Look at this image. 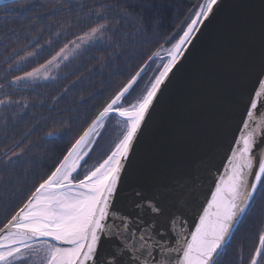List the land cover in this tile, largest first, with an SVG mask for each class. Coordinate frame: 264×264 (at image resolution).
Returning <instances> with one entry per match:
<instances>
[{
    "label": "water",
    "instance_id": "95a60500",
    "mask_svg": "<svg viewBox=\"0 0 264 264\" xmlns=\"http://www.w3.org/2000/svg\"><path fill=\"white\" fill-rule=\"evenodd\" d=\"M21 1L29 0L0 7ZM204 6L136 106L117 109L139 75L0 230V264L55 244L71 250L66 264H215L264 178V0ZM110 117L128 125L111 157L84 179L61 182ZM67 193L88 200L56 222L53 208ZM263 251L264 235L252 264Z\"/></svg>",
    "mask_w": 264,
    "mask_h": 264
},
{
    "label": "trees",
    "instance_id": "16d2710c",
    "mask_svg": "<svg viewBox=\"0 0 264 264\" xmlns=\"http://www.w3.org/2000/svg\"><path fill=\"white\" fill-rule=\"evenodd\" d=\"M204 1L29 0L0 7V230L137 75L125 106L143 98L145 77L156 68L150 59L179 36ZM98 27L102 40L66 62L56 79L17 82ZM104 123L94 149L74 163L72 181L82 179L99 146L96 163L124 138L126 123L116 117ZM263 235L264 179L215 264H251ZM258 264H264V252Z\"/></svg>",
    "mask_w": 264,
    "mask_h": 264
},
{
    "label": "rangeland",
    "instance_id": "374dc122",
    "mask_svg": "<svg viewBox=\"0 0 264 264\" xmlns=\"http://www.w3.org/2000/svg\"><path fill=\"white\" fill-rule=\"evenodd\" d=\"M204 4L206 5V1H204L202 4L199 5V7L195 11L194 15L190 19L189 23L185 27H183V29L181 30L179 36L169 46L162 48L161 52L153 57L154 58L153 60H151L152 58L150 59V64L152 62H156V68L151 72H150V69L147 68V70L150 73L145 77V84L149 85L146 92H148L149 88L156 81V79L159 76V73H161L162 70L165 68L166 63L168 64L169 61L172 62L174 60V57H175L173 54L174 45L176 46L178 44V42L180 41V39L182 38L184 33L189 28L190 24L195 19L196 15L199 12H203L204 7H205ZM101 32H102V27H98L94 31L90 32L89 34L82 36L81 38H79L78 40H76L72 44H70L67 48H65L60 53V55L57 58H55L53 61H51L48 65H46L42 69L30 74L29 76L18 80L17 82L27 81L28 83H33V82H40V81H53L54 79H56L59 76V70L66 62H68L70 59H72L73 57L78 55L80 52H82L88 46L96 44L102 40ZM169 52L172 54V56L169 57V59H165L164 56ZM146 67H147V65L145 67H143L142 71H144L146 69ZM148 71H147V73H148ZM140 100L141 99H139L137 101V99H136L132 103H130L131 106L128 105L129 107H126L127 104L125 106V98L124 99L122 98V100H120V102L118 103L120 105H118L119 108H117V109L118 110H131L134 106V103L137 104V102H139ZM4 103L5 102H0V107ZM107 119H109V118H107ZM102 129H106V123L98 126V128L91 135V137L89 138V140L87 141V143L85 144L83 149L80 151L79 155L76 157V159L73 161V163L71 164L70 167H72L74 165V163L76 162L77 159H80L82 156L84 157V155L86 156L88 150L92 151L94 149V147L97 143V140H98V135L100 134V132H101L100 130H102ZM100 149H102V145L99 146V148L96 151V156L94 157L96 159L93 161V164L91 162L90 166L88 165L85 167L86 172L83 175L82 179L87 177L91 172H93V170L97 169L100 165H102L109 157H111L112 153L114 152V150H113L111 154L104 156V158L101 159V161L99 160V162L96 163L95 161H97V159H98L97 157L99 156L98 153H99ZM94 163H96V164H94ZM92 166H94V167H92ZM76 172H77V168L73 166L71 169H69L68 171H66L64 173V175L62 176L60 181L63 183L67 182L68 179H70L71 176H73ZM51 257H52V250L49 251V253L46 251H43L41 256L36 257V255L33 254L32 257H30L27 261H28V264H48Z\"/></svg>",
    "mask_w": 264,
    "mask_h": 264
},
{
    "label": "bare ground",
    "instance_id": "6f19581e",
    "mask_svg": "<svg viewBox=\"0 0 264 264\" xmlns=\"http://www.w3.org/2000/svg\"><path fill=\"white\" fill-rule=\"evenodd\" d=\"M213 0H208V3H211ZM208 5V4H207ZM116 157L114 156L107 168L102 170L100 175L98 176V180L105 179L109 176L112 169L115 167L116 163ZM97 180V181H98ZM95 181V182H97ZM88 200L87 194H64L63 196H60L58 198V202L55 204V208H53V214L55 216L56 222H61L65 220L67 217H70L72 215V210L76 209L79 205H82ZM61 235H67V234H61ZM52 247V259L51 264H66L67 257L71 250L67 247L65 244L51 246Z\"/></svg>",
    "mask_w": 264,
    "mask_h": 264
}]
</instances>
